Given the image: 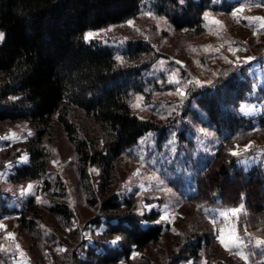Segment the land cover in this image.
I'll use <instances>...</instances> for the list:
<instances>
[{
  "label": "trees",
  "instance_id": "obj_1",
  "mask_svg": "<svg viewBox=\"0 0 264 264\" xmlns=\"http://www.w3.org/2000/svg\"><path fill=\"white\" fill-rule=\"evenodd\" d=\"M141 3L142 0H0V32L4 33L0 42V123L26 121L33 131L24 144L28 161L15 169L12 178L40 183L38 195L48 193L57 199L65 196L60 177L56 176L54 184L50 179L44 147L51 123H59L75 148L84 181L92 176L88 167L99 170L98 181L88 191L100 193L90 204L105 217L104 233L121 237L116 247L103 246L101 253H90L97 264L128 260L133 251L143 252L160 242L163 234L162 224L156 222L159 211L139 214L132 198H120L112 191L118 158L149 131H157L160 141L166 135L167 126L140 117L131 109L133 95L142 92V71L146 64L120 65L110 48L84 39L90 30L134 18ZM232 5L227 0L219 3L218 0H155L154 11L177 30L201 34L205 31L207 10L229 12ZM152 51L149 42L137 39L129 43L125 56L127 60L139 61ZM250 91V77L241 67L234 75L218 77L190 91L188 100L195 102L196 107H188L187 112L200 111L220 140L216 152L196 165L195 192L188 200L199 207L243 205L238 213L237 229L240 235L250 239L245 248L251 255L248 254L247 261L240 258L222 261L215 252L208 254L211 246L218 243L216 236L206 228L191 229L185 236L186 243L164 264L199 261L202 254H208L203 264H264L260 260L264 259V248L255 247L258 235L254 231L264 226V170L258 166L244 170L237 166L236 157L227 149L252 132L264 129L263 117H259L261 126L253 128V119L239 111L240 102L247 100ZM81 118L92 123L89 126L92 130H88L90 135L93 132L91 137L81 128ZM94 125L101 129V134ZM52 188L55 190L51 191ZM36 196L10 209L0 195V219L14 212L19 230L31 236L35 243L40 230L44 231L39 226L42 212L66 225L74 217L68 203L53 200L43 205L36 201ZM100 220L94 218L93 222ZM75 233L72 230L73 236H77ZM56 235L47 232L44 240ZM75 252L71 253L72 259ZM143 260L145 264H154L148 258Z\"/></svg>",
  "mask_w": 264,
  "mask_h": 264
},
{
  "label": "rangeland",
  "instance_id": "obj_2",
  "mask_svg": "<svg viewBox=\"0 0 264 264\" xmlns=\"http://www.w3.org/2000/svg\"><path fill=\"white\" fill-rule=\"evenodd\" d=\"M227 1L233 4L229 12H205L210 16L208 19L204 18L205 31L201 34H189L175 29L164 16L155 13V0H142L140 11L134 18L88 31L99 33L88 42L110 48L115 58H122L117 60L120 65L146 64L142 71V92L133 95L131 109L140 117L150 118L160 126H167L163 140L158 139L157 131H149L118 158L113 173L112 191L120 198H132L139 214L153 209L159 211L156 222L160 221L167 206L170 221L159 222L163 226L160 242L148 246L143 252L133 251L130 259L120 260L115 264H145L144 258L154 264H164L186 243L187 232L191 229L204 231V228L211 231L218 242L217 245L211 246L208 254L215 252L216 257L222 261L243 259L242 256L247 257L245 261L248 260L249 253L245 246L250 244V239L238 233L239 212L235 216L229 213L224 217L218 213L232 209L231 207H199L188 200L195 192L193 173L198 168L196 165L210 158L220 143L215 130L206 123V117L200 111L193 114L187 112L190 107H196L195 102L188 100L189 92L210 84L209 81L212 82L218 77L234 75L242 67L250 77L251 91L247 100L240 102L239 111L243 116L253 119V128L261 126L259 117L264 118V20L245 19L264 18V0ZM234 11L235 16L232 15ZM145 12H151L152 15H143ZM129 20L133 22L131 26L127 24ZM109 28L112 30L101 31ZM137 39L149 42L153 51L142 60H127L125 53L128 45ZM230 48L239 51L234 54ZM225 57L233 63L226 62ZM237 57L241 61L245 57L255 59L236 66ZM196 81L200 83L197 84ZM178 89L186 94L183 99L177 94ZM241 106H249L254 110L251 114H244L241 112ZM83 119L79 120L81 128L89 134L88 130H92L89 126L92 123ZM93 127L101 134V129L96 125ZM262 129L255 134L252 132L244 137L245 140L236 141L227 148L230 152L240 153L235 156L236 162L237 166L244 170L253 166L264 170ZM32 134L33 131L26 121L0 123V137H7L0 139V195L10 209L20 207L34 195H37L36 201L43 205L53 200L64 201L72 208L74 217L71 224L66 225L45 211L42 212L43 221L39 226L44 231L39 229L40 237L35 243L31 236L19 230L14 212L5 214L0 219V264H97V261L91 258L92 251L99 254L103 251V246L116 247L119 243H111L118 235L107 236L104 233L105 217L90 204V200L100 197L99 192L88 191L91 184L98 181L99 170L94 166L88 167L92 176L84 181L79 173V160L73 144L62 126L52 122L44 139L45 151L48 153L47 169L53 184L56 176L60 177L64 184L65 196L57 199L48 193L38 195L40 183L31 179L17 181L12 178L15 169L28 161L29 156L24 150V144ZM92 135L93 132L89 137ZM246 145H251L247 151ZM137 170L139 175H134ZM151 177L157 179H150ZM29 185H32V188L27 191ZM165 188L171 189V192L164 191ZM54 190L55 188L51 189ZM213 216L215 223L212 222ZM94 218H100L101 222H93ZM72 230L77 231V236L72 235ZM221 231L226 242L238 238L239 244L233 246L229 243V249H226L218 239ZM254 231L258 235L255 241L264 239V226ZM47 232H55L57 235L45 241ZM9 233L14 235L9 237ZM45 237L47 239V236ZM73 251H76V255L72 259ZM207 255L202 254L199 261H185L182 264H203Z\"/></svg>",
  "mask_w": 264,
  "mask_h": 264
},
{
  "label": "snow or ice",
  "instance_id": "obj_3",
  "mask_svg": "<svg viewBox=\"0 0 264 264\" xmlns=\"http://www.w3.org/2000/svg\"><path fill=\"white\" fill-rule=\"evenodd\" d=\"M181 2H183V0H181ZM257 6H260V5H257ZM239 10H241V9H237V11H239ZM143 15H149V16H151L152 13L151 12H145V13H143ZM204 15H205V19H208L209 16H210L209 13H205ZM232 15L235 16L236 15V12L234 11L232 13ZM245 19H249V20H264V18H262V17H251V18L246 17ZM215 23L219 24L220 22L219 21H215ZM127 24L129 26H131L133 24V22L131 20H129V21H127ZM111 30L112 29L109 28V29L101 30V31L102 32H107V31H111ZM96 35H99V33L88 32V33L85 34L84 39L86 41H88V40H90L91 38H93ZM3 36H4V33L0 32V40L3 39ZM229 50L232 51L234 54H235L236 51H239V49H231V48ZM217 51H218V49H217ZM116 59L117 60H122V58L119 57V56H117ZM224 59L226 60V62L233 63L232 61H227V58L226 57ZM253 59H255V58L254 57H245L243 59V61H241V59L239 57H237V60L235 61V64H236V66H240L241 63H248L249 61H251ZM177 63H179V61H177ZM196 83L199 84L200 82L199 81H196ZM209 83H211V82L209 81ZM177 94L180 95L182 97V99L186 95L183 91H181L179 89L177 90ZM137 106L138 105H133V107H137ZM253 110L254 109L252 107H249V106H241V112L244 113V114H251ZM201 131H203V130H201ZM29 134H31V133H29ZM206 134L207 135H210V133H206ZM13 135H15V134H13ZM6 138L7 137H0V139H6ZM250 147H251V145H246L245 146V151H247L248 148H250ZM231 155H233V156H239L240 153L238 151H232L231 152ZM134 175H139V170H137V172L134 173ZM150 179H157V178L156 177H151ZM158 183H163V182L162 181H158ZM141 187L143 188L144 185L142 184ZM31 188H32V185H29L27 191H30ZM163 190L166 191V192H171V189H168V188H165ZM242 209H243V205H241L239 208H232V209H227V210L221 211L218 214L220 216L226 217L229 213H231L233 216H235L238 212H241ZM160 221H170V216H169V213H168V210H167V206L165 207V213H164V215H162L160 217ZM160 221H157V223H159ZM212 222L215 223V217L214 216H213V221ZM173 231H175V229H173ZM8 235H9V237H12L14 234L9 233ZM120 239H121V237L117 236L113 241H111V243L112 244H116ZM218 239L220 240V243L226 249H229V243H232L233 246H237L239 244L238 238H233L230 242H226L225 239L223 238V232L222 231H221L220 235L218 236ZM256 246L257 247L264 246V239H257L256 240ZM16 247H17V249H19V245H17ZM60 251H64V249H60ZM21 255H23L22 252H21ZM242 258L243 259H247V257H244V256H242Z\"/></svg>",
  "mask_w": 264,
  "mask_h": 264
}]
</instances>
